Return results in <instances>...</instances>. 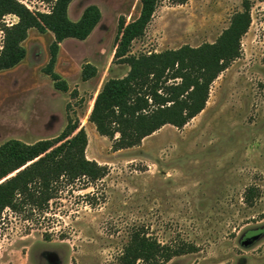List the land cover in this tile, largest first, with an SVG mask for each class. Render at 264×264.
Instances as JSON below:
<instances>
[{
	"label": "rangeland",
	"instance_id": "374dc122",
	"mask_svg": "<svg viewBox=\"0 0 264 264\" xmlns=\"http://www.w3.org/2000/svg\"><path fill=\"white\" fill-rule=\"evenodd\" d=\"M19 1L33 11L51 8V0ZM90 4L102 11L94 31L60 43L55 71L68 91L55 88L44 71L51 31L30 29L26 58L0 72V145L54 139L71 119L88 134L87 157L108 174L94 183H63L44 212L5 209L0 264H124L136 227L163 244L196 246L166 264H264V0H252L242 55L213 82L206 108L183 128L165 125L118 151L88 118L103 82L130 69L113 62L118 23L121 16L136 18L141 3L73 0L70 18L79 19ZM242 9L243 0H161L131 52L213 43ZM17 20L5 17L7 24ZM3 38L0 30V49ZM87 63L98 71L85 80Z\"/></svg>",
	"mask_w": 264,
	"mask_h": 264
},
{
	"label": "trees",
	"instance_id": "16d2710c",
	"mask_svg": "<svg viewBox=\"0 0 264 264\" xmlns=\"http://www.w3.org/2000/svg\"><path fill=\"white\" fill-rule=\"evenodd\" d=\"M73 0H51L49 11H33L19 0H0V30L4 33L0 49V72L19 65L27 56L24 41L29 30L51 31L50 60L44 71L55 88L68 91V82L55 71L60 43L68 38L84 40L102 19V11L90 4L79 19L69 16ZM184 4L188 0H171ZM161 0H140L139 15L127 22L121 16L113 62L130 69L122 77H110L100 87L89 121L98 133L112 140L115 151L139 146L165 125L183 128L207 106L213 82L242 55V39L252 23V0H243L218 39L193 47L183 45L160 52H131L133 42L142 37ZM9 14L18 20L7 24ZM87 63L83 78L97 74ZM88 134L78 122L69 119L54 139L29 143L12 138L0 145V224L3 212L29 207L42 212L49 208L63 183L85 179L94 183L108 174L106 165L86 155ZM248 199V198H247ZM250 199V197H249ZM194 244H163L144 228L136 227L124 247V264H166L173 257L196 251Z\"/></svg>",
	"mask_w": 264,
	"mask_h": 264
}]
</instances>
